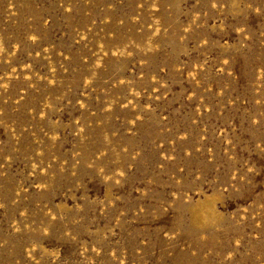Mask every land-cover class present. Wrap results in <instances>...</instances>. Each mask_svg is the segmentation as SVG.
<instances>
[{"label": "rangeland", "instance_id": "rangeland-1", "mask_svg": "<svg viewBox=\"0 0 264 264\" xmlns=\"http://www.w3.org/2000/svg\"><path fill=\"white\" fill-rule=\"evenodd\" d=\"M0 264H264V0H0Z\"/></svg>", "mask_w": 264, "mask_h": 264}]
</instances>
